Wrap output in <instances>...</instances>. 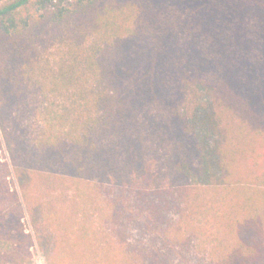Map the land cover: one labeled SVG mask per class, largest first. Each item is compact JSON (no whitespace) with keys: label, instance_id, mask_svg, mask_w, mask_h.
Segmentation results:
<instances>
[{"label":"trees","instance_id":"1","mask_svg":"<svg viewBox=\"0 0 264 264\" xmlns=\"http://www.w3.org/2000/svg\"><path fill=\"white\" fill-rule=\"evenodd\" d=\"M3 144L0 264H264V0H0Z\"/></svg>","mask_w":264,"mask_h":264},{"label":"rangeland","instance_id":"2","mask_svg":"<svg viewBox=\"0 0 264 264\" xmlns=\"http://www.w3.org/2000/svg\"><path fill=\"white\" fill-rule=\"evenodd\" d=\"M0 160L1 161H6L8 159V151L6 149V146L3 144V148L0 151ZM60 205H63L59 203ZM70 203L66 202L64 204V207L67 208V211L70 212ZM22 223H23V229L26 233L30 234L33 238V244L30 247V252H31V258L29 260V264H50L49 260L46 258V253L41 247L39 241L37 240L35 234H34V229L30 220V216L27 212H25L24 217L22 218Z\"/></svg>","mask_w":264,"mask_h":264}]
</instances>
